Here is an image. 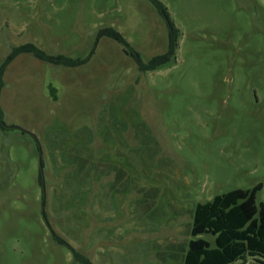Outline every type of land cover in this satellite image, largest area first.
<instances>
[{
	"label": "rangeland",
	"instance_id": "obj_1",
	"mask_svg": "<svg viewBox=\"0 0 264 264\" xmlns=\"http://www.w3.org/2000/svg\"><path fill=\"white\" fill-rule=\"evenodd\" d=\"M158 1L168 17L149 0H0V66L28 43L95 50L6 69L0 264H183L198 203L264 184V0ZM169 23L176 62L151 72L106 36L147 63Z\"/></svg>",
	"mask_w": 264,
	"mask_h": 264
},
{
	"label": "trees",
	"instance_id": "obj_2",
	"mask_svg": "<svg viewBox=\"0 0 264 264\" xmlns=\"http://www.w3.org/2000/svg\"><path fill=\"white\" fill-rule=\"evenodd\" d=\"M157 11L168 17L167 9L158 0H149ZM178 33L169 23V46L167 53L153 57L145 63L123 35L114 28L106 29V36L125 47V52L135 60L141 72L155 71L176 62ZM31 54L36 59L68 68L87 64L95 54L73 59L68 56H50L32 43L15 47L0 66V128L6 129L5 113L1 106V93L5 86L4 75L8 66L20 55ZM52 89L55 96V89ZM42 182V176L40 177ZM264 189L259 183L252 189H236L216 196L213 201L198 203L195 207L190 229L192 239L184 251L183 264H264V202L257 203L258 193ZM211 236L214 244L202 236ZM64 244V243H63ZM74 259L81 264H92L80 253L72 250Z\"/></svg>",
	"mask_w": 264,
	"mask_h": 264
},
{
	"label": "crops",
	"instance_id": "obj_3",
	"mask_svg": "<svg viewBox=\"0 0 264 264\" xmlns=\"http://www.w3.org/2000/svg\"><path fill=\"white\" fill-rule=\"evenodd\" d=\"M130 152H132V150H130ZM131 158V157H130ZM136 165H137V167H141V166H144L143 164H140V165H138V162L137 163H135ZM113 165V164H112ZM112 165H108V167L110 168V171L109 170H106L105 169V167H104V169H102V167H97L96 169H95V173H97V177L99 178V176H101V178L103 177V173L105 172L104 170H106L107 172H108V175H110L113 171V166ZM117 168H115V170H116ZM107 172H106V174H107ZM118 172V174H120V173H122L120 170H118L117 171ZM123 174V173H122ZM123 176V175H122Z\"/></svg>",
	"mask_w": 264,
	"mask_h": 264
},
{
	"label": "water",
	"instance_id": "obj_4",
	"mask_svg": "<svg viewBox=\"0 0 264 264\" xmlns=\"http://www.w3.org/2000/svg\"><path fill=\"white\" fill-rule=\"evenodd\" d=\"M103 32H104V31H103ZM103 32H102L101 34H103ZM41 159H42V158H41ZM41 159H40V162H42Z\"/></svg>",
	"mask_w": 264,
	"mask_h": 264
}]
</instances>
